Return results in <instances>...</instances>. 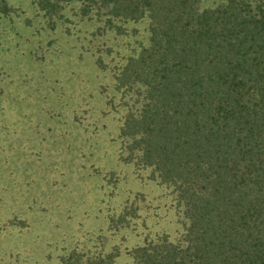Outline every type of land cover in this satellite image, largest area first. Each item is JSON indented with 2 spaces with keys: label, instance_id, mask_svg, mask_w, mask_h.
I'll return each instance as SVG.
<instances>
[{
  "label": "trees",
  "instance_id": "trees-1",
  "mask_svg": "<svg viewBox=\"0 0 264 264\" xmlns=\"http://www.w3.org/2000/svg\"><path fill=\"white\" fill-rule=\"evenodd\" d=\"M200 1L33 2L49 19L77 2L108 26L146 21L145 42L112 75L126 97L119 160L171 187L183 231L129 247L130 264H264V0ZM132 215H108L109 227ZM102 242L71 249L69 264H117L118 247Z\"/></svg>",
  "mask_w": 264,
  "mask_h": 264
},
{
  "label": "rangeland",
  "instance_id": "rangeland-1",
  "mask_svg": "<svg viewBox=\"0 0 264 264\" xmlns=\"http://www.w3.org/2000/svg\"><path fill=\"white\" fill-rule=\"evenodd\" d=\"M7 2L11 12L0 16V264H69L71 249L89 254L100 241L102 249L118 247L117 264H130L129 247L161 235L180 239L171 187L119 160L126 97L113 90L112 75L145 42L146 21L108 26L93 11L81 15L77 2L49 19L34 0ZM124 210L133 211L128 225L109 227L108 215Z\"/></svg>",
  "mask_w": 264,
  "mask_h": 264
}]
</instances>
